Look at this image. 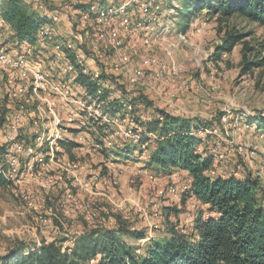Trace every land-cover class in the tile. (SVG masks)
Instances as JSON below:
<instances>
[{
    "label": "rangeland",
    "instance_id": "rangeland-1",
    "mask_svg": "<svg viewBox=\"0 0 264 264\" xmlns=\"http://www.w3.org/2000/svg\"><path fill=\"white\" fill-rule=\"evenodd\" d=\"M3 1L0 0V5ZM89 1L76 0L80 5L76 9L86 8ZM159 4L161 9L156 30L163 27L167 34L163 37L161 33L152 36L150 51L143 47L144 34L135 37L122 34L124 43L134 45L129 67L140 64L141 60L151 59L150 66L144 71L143 81L146 85L125 88L126 75L122 71L115 75L117 82L114 79L111 81L115 84L111 95L121 94L123 102L128 98H140L133 113L136 121L144 117H160L158 113L161 111L207 126L204 128L208 134L202 140L198 136L197 139L200 140V152L205 151L212 159L210 174L240 177L250 173V177L256 179L255 174L261 173L256 180L264 193V135H256L255 126L246 123L247 119L264 114V64L251 71H246L244 67L246 62L261 60L264 63V27L236 16L220 21L215 16L205 15L190 25L185 33H181L175 25L178 3L159 0ZM28 11L35 13L31 9ZM131 13L134 19L140 16L137 11ZM62 23V27L73 32L72 22ZM228 33L242 38L231 52L216 55L218 46ZM50 47L51 43H47L45 54L49 53ZM115 60L112 58L109 63ZM157 65L165 66L164 73L160 80L153 81L150 75ZM4 78L5 75L0 76V148L4 147L2 127L6 115L11 112L6 107L9 104ZM108 102L116 103L105 104L106 113L114 114L120 104L114 99ZM225 111H229L230 115L226 122H222ZM29 129L25 124L21 134L29 137ZM78 131L75 130L79 138L76 139L78 147L73 151V159H70L77 162L81 169L74 173L75 179L66 178V172L64 168H59V164L48 166L40 175L26 174L25 167L21 165L20 182L14 186L0 187V256L20 244L37 248L56 241L68 246L64 244L66 240L97 227L106 230L118 227L135 229L143 231L145 237L150 236V239L167 237L172 227L189 237L192 218L199 213L208 217L205 208L193 197L182 201V198L157 196L155 190L158 186L164 188L173 184L178 187L181 181L185 182L187 174L184 172L179 171L178 179H170L174 171L157 175L145 166L139 169L115 162L112 157L107 158L103 152L106 149L94 153L88 148L90 138H98L94 132L85 135ZM61 151L64 152L63 149ZM220 155L223 157L220 158ZM64 159L68 160L67 156ZM21 160L22 163L27 161L26 157ZM94 172L97 177L93 181L97 184L100 181L101 184L89 190L80 188L78 184L91 180ZM149 174L154 176L155 181L149 180ZM25 194L39 213H44V208H52L59 213L63 207L68 209L71 215L64 219V227L37 226L36 211L22 202V195ZM79 206L82 208L79 209ZM90 211H95L96 217L85 219ZM121 239L137 250H141L150 240L140 243L127 237Z\"/></svg>",
    "mask_w": 264,
    "mask_h": 264
},
{
    "label": "built area",
    "instance_id": "built-area-1",
    "mask_svg": "<svg viewBox=\"0 0 264 264\" xmlns=\"http://www.w3.org/2000/svg\"><path fill=\"white\" fill-rule=\"evenodd\" d=\"M19 1L38 13L43 21H40L36 31L34 45L18 42L10 26L1 17L0 5V76L5 75L4 88L9 104L6 107L11 110L2 127L5 153L0 154V162L3 163L0 177L14 186L20 182L18 176L21 165L25 167L26 174L40 175L48 166L59 164V168H64L66 178L75 179L74 173L80 169L79 164L68 157L65 160L66 155L60 147V143L71 140L70 132L75 130L85 135L94 132L98 138H90L91 143L87 145L94 153L112 147L114 140H122L140 160L147 163L160 140L154 133L146 131V124L153 119L144 117L136 121L133 116L136 106L123 102L121 94H113V97L110 91L115 85L111 81H116L115 75L122 71L126 75L125 88L146 85L143 81L144 71L150 66L151 59L141 60L140 64L129 67L134 45L124 43L122 34L130 37L144 34L143 47L150 51L152 36L161 33L163 37L167 34L163 27L156 30L161 9L159 0H116L113 5L105 4L110 0H90L84 9H76V6H80L76 0ZM133 11L140 14L139 18H132ZM65 21L72 22L73 32L77 36L73 32L70 38L57 34L56 28ZM36 43L45 47L51 43L49 53H37ZM112 58L116 60L110 64ZM164 67L157 65L150 79L160 80ZM172 67L175 69L173 63ZM78 78L91 84L95 89L92 95ZM111 99L120 104L114 114L106 113L105 109L106 103H115L108 102ZM229 115L230 112L225 111L221 121L226 122ZM154 120L161 122L162 118ZM25 124L30 128L29 137L21 134ZM207 134L206 129H198L195 133L201 140ZM23 157L27 159L25 163H22ZM261 175L255 174V178ZM179 176V170H174L169 178L178 179ZM96 177L94 172L91 180L80 182L78 186L84 190L98 187L101 182H94ZM148 178L155 181L150 174ZM189 189L190 181L185 180L178 187L173 184L164 188L158 186L155 192L158 197L179 199ZM22 202L36 211L37 226L64 227V219L71 215L65 207L60 213L52 208H44L45 212L39 213L27 194L22 195ZM95 217L96 212L90 211L85 219ZM77 237L66 240L64 244L68 246L62 244L61 251L70 252ZM149 239L150 236H147L140 243ZM90 264H98L97 259L90 261Z\"/></svg>",
    "mask_w": 264,
    "mask_h": 264
},
{
    "label": "trees",
    "instance_id": "trees-1",
    "mask_svg": "<svg viewBox=\"0 0 264 264\" xmlns=\"http://www.w3.org/2000/svg\"><path fill=\"white\" fill-rule=\"evenodd\" d=\"M178 3L175 8V25L185 33L190 25L203 16L217 17L220 21L240 17L264 27V0H171ZM1 17L10 26L18 42L34 45L40 19L19 0H4ZM242 37L226 34L217 54L229 53ZM257 60L244 64L246 71L263 66ZM92 95L91 84L78 78ZM137 99L126 103L136 106ZM115 104V103H114ZM162 121L147 123L146 131L154 133L160 140L146 163L147 168L157 175H166L174 170L187 174L190 180L189 192L182 195V201L193 197L205 208L203 213L192 218L189 237L170 228L167 237L150 239L136 253L121 237L140 241L143 231L126 227L109 230L96 228L77 237L70 252L61 251L62 244L54 241L31 248L23 244L8 250L0 256V264H264V207L262 186L256 179L213 176L212 159L204 152H198L200 140L195 133L205 129L196 121H190L159 111ZM198 125H194L197 124ZM255 126L256 135H264V114L246 120ZM205 127V128H204ZM60 147L68 159H73L76 144L62 142ZM5 148H0V154ZM114 157L127 159L129 148L118 149ZM10 186L0 177V187Z\"/></svg>",
    "mask_w": 264,
    "mask_h": 264
},
{
    "label": "crops",
    "instance_id": "crops-1",
    "mask_svg": "<svg viewBox=\"0 0 264 264\" xmlns=\"http://www.w3.org/2000/svg\"><path fill=\"white\" fill-rule=\"evenodd\" d=\"M115 1L116 0H114V1L113 0H110L109 2L108 1L105 2V4L106 5H113V4H115ZM34 14H35V16L37 18H39V19L41 18V16L38 15V13H34ZM41 21H43V20H41ZM56 32H57V34H59V36L61 34V35L67 36L68 38L71 37V31L68 30L67 27H62L61 25H58V27L56 28ZM12 41H14V40H11V42ZM43 46H44V48H43ZM45 48H46L45 45H43V44L41 45L40 43H36V45H35L36 52L38 51L37 53L41 52L42 54H45L44 53L45 52L44 51ZM152 119L154 120L155 118H152ZM78 132H80V131H78ZM75 134H76V136H75ZM69 138L71 140L67 141L66 143L76 144V141L75 140L77 138V133L75 131H71ZM126 147L129 148L128 146H125V144L122 143V140H114L112 147L106 149L103 152H105L107 158L108 157H112L113 158V161H115V162L124 163V164H128V165H133L134 167L136 166L139 169L142 168V167H144V166L147 168L146 162L144 160H140L137 157V155L135 154V151L132 148H129L130 154H129V157L127 159H122V158H119V157H114V154H113L114 152H116L118 149L122 150L123 148H126ZM200 149L198 148V152H200ZM74 150H76V149H74ZM257 153H259V152H257ZM139 161H143L142 164L135 163V162H139ZM185 175H186V173H185ZM218 176H221L222 178H227V177H224L223 175H218ZM247 176H251V174L250 173L249 174L248 173L247 174H242L240 177L243 178V179H245ZM187 178L188 177L186 175L185 179L186 180H189V178L188 179ZM263 190H264V188H263ZM261 203H262V206L264 207V193H263V197H261Z\"/></svg>",
    "mask_w": 264,
    "mask_h": 264
}]
</instances>
